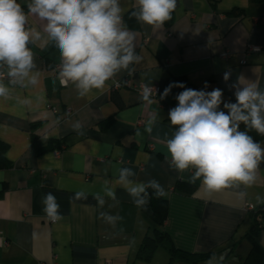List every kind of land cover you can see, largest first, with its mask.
Wrapping results in <instances>:
<instances>
[{
    "label": "crops",
    "instance_id": "1",
    "mask_svg": "<svg viewBox=\"0 0 264 264\" xmlns=\"http://www.w3.org/2000/svg\"><path fill=\"white\" fill-rule=\"evenodd\" d=\"M17 2L28 15L26 27L43 33L46 21L28 13L31 0ZM120 4L125 8L122 24L134 34L141 57L129 66L131 73L122 70L103 90L82 97L71 82L59 86L52 66L62 63L60 52L54 42L42 39L30 43L38 83L0 81L10 89L7 98L0 97V145L5 147L0 151L7 164L0 168V264H169L162 247L147 259L138 254L151 222L117 183L121 168L132 169L130 179L137 183L154 179L164 188L167 216L160 228L175 248L222 255L218 264H239L250 250L246 234L255 216L246 207L264 206V161L251 185L234 183L208 192L197 180L190 195L181 194L176 185L189 182L195 170L179 172L170 166L166 144L177 127L168 121V113L178 104L176 96L148 102L136 89L112 86L125 77L147 85L181 77L194 88L221 89L223 101L232 103L233 85L255 84L264 90V50L245 53L249 46H264V21H255L264 0H177L171 19L160 27L130 16L138 0ZM225 72L230 74L227 81ZM259 143L264 147V140ZM79 191L87 198L74 199ZM48 193L60 205L59 220L43 211ZM97 194L105 200L103 207ZM101 212L122 220L113 229ZM262 222L254 241L264 253Z\"/></svg>",
    "mask_w": 264,
    "mask_h": 264
},
{
    "label": "clouds",
    "instance_id": "2",
    "mask_svg": "<svg viewBox=\"0 0 264 264\" xmlns=\"http://www.w3.org/2000/svg\"><path fill=\"white\" fill-rule=\"evenodd\" d=\"M138 9L130 13L138 21L160 27L171 19L177 0H138ZM28 13L46 21L43 33L28 28V15L17 0H0V66H7V75L13 83H38L30 43L47 39L60 52L63 82L75 85L80 96L93 89L103 90L107 81L122 70L131 73L130 65L138 64L141 57L135 51V36L123 26L125 8L120 0H31ZM46 34V36L44 35ZM224 73V80L229 79ZM173 87L184 90L176 95L177 106L169 110L168 121L177 130L167 140L171 157L170 166L179 172L194 169L189 182L201 180L208 192L231 187L234 183L251 185L256 169L264 161V147L254 141L249 131L264 135V90L257 85H233L236 102H224L219 88L212 91L186 88L183 83H170L161 94L167 97ZM208 85L205 82V88ZM10 89L0 83V97L7 98ZM152 89L145 86L142 99L151 102ZM227 112L220 110V106ZM154 122V121H153ZM245 126L244 131L240 125ZM74 127L79 129L77 122ZM135 173L130 168L119 169L117 183L133 197L137 207H146L148 189L156 198L167 195L158 181L137 183L130 179ZM107 196L115 200L114 192L106 188ZM243 195V193H242ZM74 199H86L83 191ZM100 207L105 200L97 194ZM43 211L52 220L62 218L57 198L52 193L43 197ZM100 218L113 229L122 220L118 214L101 212ZM213 254L206 264L223 261Z\"/></svg>",
    "mask_w": 264,
    "mask_h": 264
},
{
    "label": "trees",
    "instance_id": "3",
    "mask_svg": "<svg viewBox=\"0 0 264 264\" xmlns=\"http://www.w3.org/2000/svg\"><path fill=\"white\" fill-rule=\"evenodd\" d=\"M30 46L31 44H29V48ZM170 83H183L186 88L201 90L200 88H194L193 86L188 85L186 81L181 77H164L158 83L160 88L158 97L161 96V94L164 92V89ZM183 90L184 89L180 87H173L170 93L176 96ZM244 130L246 129L243 125L241 131ZM249 135H251L256 142H261L264 140V135H259L254 130L249 131ZM1 147L2 149L5 148L3 145H0V148ZM6 165L7 164L4 160L2 151H0V168L5 167ZM195 185V183L183 182L176 185L175 190H177L181 194L190 195ZM147 191L149 193L148 203L146 207H141V209L144 211L149 221L151 222V231L147 233L143 238L138 250V254L147 259L158 247H162L166 249L169 255V264L173 260L186 261L191 264H202L207 258L212 255V253H187L175 248L169 237L160 228L165 222L167 216V199L165 198V196L156 198L151 188H149ZM263 207L264 206L255 208L254 211H251V213L255 216V221H257L258 223H255L254 221L252 228L246 234V238L251 246L247 256L239 264H264V253L257 247L254 241V233L260 228V225L264 220Z\"/></svg>",
    "mask_w": 264,
    "mask_h": 264
},
{
    "label": "built area",
    "instance_id": "4",
    "mask_svg": "<svg viewBox=\"0 0 264 264\" xmlns=\"http://www.w3.org/2000/svg\"><path fill=\"white\" fill-rule=\"evenodd\" d=\"M255 21H264V7H263V13L258 18H255ZM261 50H264V46H262V47L249 46L245 50V53H247V52H259ZM223 56H226V53H224ZM242 63H244L243 60H242ZM52 70L54 72V75H55V77H56V79H57L58 84H59L60 87H65V86H67L70 83V82H63V79L59 76V73H60V70H61V64H55V65H53L52 66ZM7 72H8L7 66H0V81L1 82L9 83V84H14V85H17V84L20 83V82L13 83L11 81V78L8 77ZM122 84L123 85H127V86H129V87H131L133 89H136L141 95H142V92H143L144 87L145 86H148V87H150L152 89V95H151L150 98H156V97H158L159 92H160V88H159V85L158 84L147 85V84H144V83H138V82L131 81L128 77H125L120 82L114 83V85L112 86V89L113 90H116ZM49 108L53 112H56V110L54 108H52V107H49ZM223 111L227 112L226 109H224ZM149 148L151 149L152 146L149 145ZM59 151L60 150L55 149L54 154L55 155H58ZM246 209L248 211H254L255 207L252 206V205H248L246 207ZM263 211H264V207H263Z\"/></svg>",
    "mask_w": 264,
    "mask_h": 264
}]
</instances>
